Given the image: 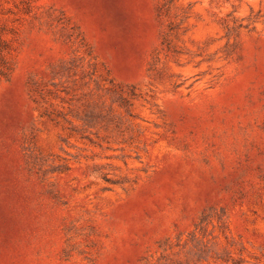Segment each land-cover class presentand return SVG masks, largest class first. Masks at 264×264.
<instances>
[{"label":"rangeland","instance_id":"rangeland-1","mask_svg":"<svg viewBox=\"0 0 264 264\" xmlns=\"http://www.w3.org/2000/svg\"><path fill=\"white\" fill-rule=\"evenodd\" d=\"M0 264H264V0H0Z\"/></svg>","mask_w":264,"mask_h":264}]
</instances>
